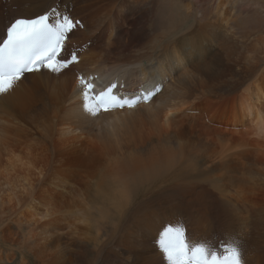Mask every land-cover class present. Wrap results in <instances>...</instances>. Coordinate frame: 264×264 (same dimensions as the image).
Wrapping results in <instances>:
<instances>
[{"label":"bare ground","instance_id":"bare-ground-1","mask_svg":"<svg viewBox=\"0 0 264 264\" xmlns=\"http://www.w3.org/2000/svg\"><path fill=\"white\" fill-rule=\"evenodd\" d=\"M48 8L82 22L63 53L79 63L0 96V247L15 242L34 264H169L158 233L182 223L190 244L223 253L235 240L247 264H264L252 0H0V39L11 19ZM193 28L205 54L185 53L173 72L169 47ZM79 71L122 75L129 89L162 81L161 91L92 117Z\"/></svg>","mask_w":264,"mask_h":264},{"label":"snow or ice","instance_id":"snow-or-ice-1","mask_svg":"<svg viewBox=\"0 0 264 264\" xmlns=\"http://www.w3.org/2000/svg\"><path fill=\"white\" fill-rule=\"evenodd\" d=\"M55 13L50 15L47 11L32 17H20L14 19L6 28V36L0 41V96L12 92L16 85L27 79L28 74H43L46 69L50 73H62L69 69L70 65L79 63L75 53L70 59L65 58L63 53L68 42L69 33L78 27L82 22L71 15H64L53 18ZM193 28L190 31L179 34L169 47L164 64L168 69L176 72L186 63L185 53H199L203 58L205 45L209 42L205 35ZM192 33V35H189ZM183 39L181 47H175L178 38ZM154 73H161V66H154ZM215 68L209 65V72ZM186 78L191 74L186 73ZM81 84L85 81L81 78ZM162 81H153L151 87L144 88L141 93H134L129 96H117L113 90L117 87L111 84L105 90L94 96L93 83H87L85 100L91 98L94 103L89 106L84 104V110L92 117L101 113H111L124 108L134 109L140 103L151 100L161 91L159 86ZM171 115V113H169ZM158 246L169 264H247L241 247L233 240L224 246L223 253L210 250L202 243L190 244L186 236V227L169 224L158 233ZM128 264V261H122Z\"/></svg>","mask_w":264,"mask_h":264},{"label":"rangeland","instance_id":"rangeland-1","mask_svg":"<svg viewBox=\"0 0 264 264\" xmlns=\"http://www.w3.org/2000/svg\"><path fill=\"white\" fill-rule=\"evenodd\" d=\"M252 3L254 4V8L256 10V19L259 24L256 26L255 29L251 31L254 33L250 34L249 36L251 38L259 37L260 44L258 47L257 56L261 57L262 55H264L262 53L264 51V0H252ZM254 61L255 64H258L255 69L254 80L256 81L257 85L263 86L264 60ZM1 241L5 242L4 240ZM7 244L8 245H2L0 247V264H34V260L31 257L26 256V259H24V257L19 253L20 251L17 248V244L15 242L8 241Z\"/></svg>","mask_w":264,"mask_h":264}]
</instances>
